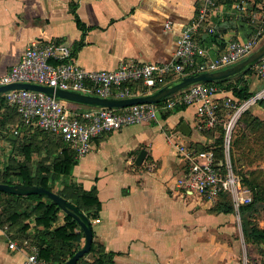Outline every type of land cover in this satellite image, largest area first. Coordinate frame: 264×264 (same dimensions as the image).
<instances>
[{
    "label": "crops",
    "instance_id": "crops-1",
    "mask_svg": "<svg viewBox=\"0 0 264 264\" xmlns=\"http://www.w3.org/2000/svg\"><path fill=\"white\" fill-rule=\"evenodd\" d=\"M200 2L0 0V77L21 61L35 41L69 45L71 60L87 70H114L126 61L170 62ZM72 4L85 29L78 26ZM234 6H222L228 13L222 19L210 17L199 30L200 61L216 58L230 41L248 37L249 25L237 16ZM250 82L254 94L264 88L257 74ZM219 97L241 101L232 91H222ZM251 108L264 119V105L259 102ZM199 124L196 108L181 106L158 122L100 135L89 154L76 158L72 175L55 183V191L64 182L88 191L97 187L102 209L91 219L94 240L106 252L117 254L114 264H240L235 210L215 212L216 203L190 195L180 184L187 164L179 144L210 150L218 138V133L208 136ZM142 150L147 155L137 166ZM64 213L53 228L64 224ZM11 241L8 234L0 235V264L25 260L23 251L9 249ZM244 242L253 245L245 237ZM259 249L264 253L263 246ZM86 259L94 258L90 254Z\"/></svg>",
    "mask_w": 264,
    "mask_h": 264
},
{
    "label": "built area",
    "instance_id": "built-area-1",
    "mask_svg": "<svg viewBox=\"0 0 264 264\" xmlns=\"http://www.w3.org/2000/svg\"><path fill=\"white\" fill-rule=\"evenodd\" d=\"M237 16L245 19L250 32L244 40H233L225 51L211 60L200 61L197 34L210 17L222 19L228 11L216 6L214 0H201L197 16L190 22L178 40L173 59L167 63L122 62L114 70H87L71 60L72 49L62 42H32L21 61L0 77V86L16 82H33L61 89H72L101 97H132L134 88L142 87L149 93L161 88L167 79L191 74L217 71L244 60L264 42V13H250L245 2L234 6ZM171 28V24H167ZM214 32V28H209ZM257 76L264 80V58L256 65ZM220 88L204 83L193 85L156 104H137L126 108H95L68 104L44 93L13 90L5 96L8 106L16 107L22 115V125L13 130L15 136L36 129L61 137L74 150L77 159L92 150L93 140L103 134L119 131L132 125L158 122L163 114L181 106H194L203 131L218 125L224 129V159L218 161L213 150L197 151L179 144L180 156L187 164L180 184L190 195L206 202L216 203L228 195L235 212L252 202L251 190L235 169L231 157L235 127L242 114L264 101V88L247 100L222 99ZM21 128V129H20ZM7 134V132H6ZM221 165H218L220 164ZM10 250L23 251L22 264H52L39 256V247L26 239L21 245L9 243Z\"/></svg>",
    "mask_w": 264,
    "mask_h": 264
},
{
    "label": "trees",
    "instance_id": "trees-1",
    "mask_svg": "<svg viewBox=\"0 0 264 264\" xmlns=\"http://www.w3.org/2000/svg\"><path fill=\"white\" fill-rule=\"evenodd\" d=\"M216 6H228L231 7L236 3L245 2L248 5L250 13H264V0H214ZM73 14L75 15L76 22L80 28L85 29L81 19L76 12L75 4H72ZM255 74V67L242 73L236 77L222 80L219 82L204 83L208 86H217L222 91H232L233 94L240 100H247L254 93L251 91L250 77ZM176 78L170 77L167 79L166 85L172 82ZM134 93L143 95L147 92L146 89L134 88ZM264 105V101L260 102ZM2 108H6L4 97L0 96V112ZM10 108V107H8ZM13 108V109H12ZM15 107H11L6 113H0V126L6 127L10 121L17 114ZM18 122V121H17ZM243 124L246 127V132L252 135H259L264 139V119L256 116L250 109L245 111L237 122ZM13 124V123H12ZM236 125V126H237ZM7 129V128H6ZM24 133L19 136L18 139L19 150L24 154L25 160L20 162L14 157L10 158L12 164L8 165L4 169V174L0 175V183L4 184H23L30 186H40L46 189L52 190L65 198L67 201L73 203L81 212L85 213L88 218H96L102 209L101 202L98 198L97 187L92 190H84L82 187L77 186L74 182H64L63 187L59 191H55V183L63 176L69 177L72 175L74 167L77 163L75 152L71 149L61 137L53 135L51 133L38 130L33 132L34 139L41 138L45 141L50 148L49 153L55 154L54 160L49 164V157H43L40 160L38 169L33 170V153L42 152L43 147L40 144H36L31 141V132L22 129ZM214 133H218V138L215 145L210 148L215 152L218 161L224 159L223 143H224V129L221 125H218L213 130H207L208 136H213ZM235 134V132H234ZM232 139L231 153L234 152V147H239V140ZM247 134V133H246ZM29 136V137H28ZM243 139H246L245 133L242 134ZM241 140V139H240ZM17 141H13V145ZM197 151H208L209 148L200 147L196 148ZM244 184L252 192V202L244 204L240 207V215L242 222V230L246 243L257 245L259 248L263 246L264 249V228L260 227L257 223L247 219L246 214L258 212L259 208H264V178L261 174L252 172L250 176L243 175ZM1 195L6 196L12 203L10 208L14 211H10V214L6 218L11 225L22 224L18 231L20 235L18 237H11L16 239L20 245L26 240H30L31 243L39 247V256L41 259L52 263L62 264L70 257H72L84 244L85 235L78 224L70 215L65 214L64 224L53 228V223L59 219V215L62 210L55 205L50 199L44 198L40 195H9L0 191ZM9 206L5 207L8 209ZM215 212H234L232 202L228 195H222L216 202L213 209ZM34 218L35 223L30 225L26 223L27 220ZM33 229V232H29ZM95 238V236H94ZM93 255V260L86 259L88 255ZM117 256L115 252H106L104 247L99 242L93 239L90 253L84 255L77 264H114V259Z\"/></svg>",
    "mask_w": 264,
    "mask_h": 264
},
{
    "label": "water",
    "instance_id": "water-1",
    "mask_svg": "<svg viewBox=\"0 0 264 264\" xmlns=\"http://www.w3.org/2000/svg\"><path fill=\"white\" fill-rule=\"evenodd\" d=\"M263 58L264 42L260 47L253 51L244 60L236 63L235 65L217 71H207L180 77L151 93H147L144 95H136L132 97H101L98 95L83 93L77 90L55 88L52 86L36 84L33 82H16L7 85H1L0 96L13 90H30L39 93H44L50 97H54L57 100L63 101L68 104L80 105L85 107L121 109L137 104H156L163 101L167 97L180 91H183L193 85L208 82H219L222 80L236 77L254 68ZM146 155L147 152L145 150H142L140 152L136 160L137 166H140L142 164ZM218 165H221V163ZM0 191L9 195H40L44 198L50 199L62 211L70 215L73 219L78 222L85 235L84 244L72 257H70L62 264H77L78 261L82 257H84V255L90 253L94 239V231L91 224V220L85 213L81 212L73 203L67 201L65 198H63L52 190L36 185H9L0 183Z\"/></svg>",
    "mask_w": 264,
    "mask_h": 264
},
{
    "label": "rangeland",
    "instance_id": "rangeland-1",
    "mask_svg": "<svg viewBox=\"0 0 264 264\" xmlns=\"http://www.w3.org/2000/svg\"><path fill=\"white\" fill-rule=\"evenodd\" d=\"M256 72L257 68H255V75L257 74ZM8 107L11 108V106H8L6 104V108H2L0 113H6V111H9L10 108ZM249 109L254 113L253 108ZM15 110H17V115L13 119H10V121L8 122L9 124L5 128L0 126V175L4 174V169L8 165L12 164L10 162V158L14 157L20 162L25 160L24 154L18 149L21 144H19L17 140L21 139L22 137L19 138V136H15L13 134L14 128H16L17 126L21 127L22 125V115L17 108ZM38 130L39 129H36L35 131ZM234 132V139L240 141L239 147H234V152L231 153L235 171L242 176H250L252 172H256L257 174H261V176L264 178V139H262L259 135L254 136L251 133L246 132V127L241 123L235 127ZM243 133L247 135L245 136L246 139H243ZM30 137L32 142L40 144L41 147H43L42 152L33 153V170L35 171L36 169H38V164H40L39 162L43 157L51 154L48 161V163L50 164L54 160L55 154L53 153L54 151L52 153H49V145L46 144L45 141H42L41 138H37V140L34 139L35 136L33 132H31ZM13 141H17V143L15 144L16 146L13 145ZM10 201L11 200H9V198L0 194V235H9L10 233L11 237H18L20 235V231H18V228H20L22 224L17 223L11 225L10 222L6 220V218L10 214V211H14L13 208H10V205L12 204ZM7 206H9V208L5 209V207ZM236 219L238 237L237 239L239 240V244L241 245L242 252L240 264H264V253L261 252L259 247L257 245L246 246L244 242V234L241 226V215H238L236 213ZM247 219L253 221L254 223H257L260 227L264 228V208L260 207L258 212H253L248 215L246 214V222ZM26 223L33 225L35 223L34 218L27 220ZM12 240L15 241L16 239L12 238Z\"/></svg>",
    "mask_w": 264,
    "mask_h": 264
}]
</instances>
